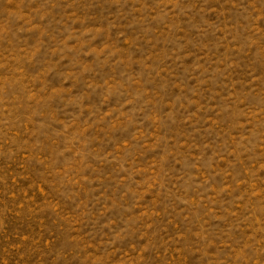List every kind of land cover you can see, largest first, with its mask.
I'll return each mask as SVG.
<instances>
[{"label": "rangeland", "instance_id": "obj_1", "mask_svg": "<svg viewBox=\"0 0 264 264\" xmlns=\"http://www.w3.org/2000/svg\"><path fill=\"white\" fill-rule=\"evenodd\" d=\"M0 264H264V0H0Z\"/></svg>", "mask_w": 264, "mask_h": 264}]
</instances>
